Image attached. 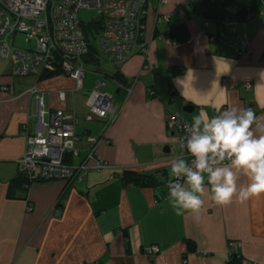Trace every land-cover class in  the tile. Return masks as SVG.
<instances>
[{
	"label": "crops",
	"instance_id": "obj_1",
	"mask_svg": "<svg viewBox=\"0 0 264 264\" xmlns=\"http://www.w3.org/2000/svg\"><path fill=\"white\" fill-rule=\"evenodd\" d=\"M152 5L147 53L118 64L128 83L116 84L115 120L108 127L105 119H81L75 127L81 153L73 163L87 157L89 143L81 136L92 134L106 136L97 150L110 165L83 169L81 179L33 182L27 197L19 191L20 197L9 198L7 192L19 174L25 124L33 130L36 121V94L29 89L37 85L47 109L82 118L92 85L85 77L77 88L66 73L47 79L17 75L12 61L0 55V264H228L234 254L264 264V195L245 203L234 198L222 207L206 191L199 221L190 213L175 215L168 202L169 167L181 149L167 124L174 110L190 123L201 111L213 116L232 106L264 117V0L249 20H209L207 31V20L190 12L187 0ZM158 10L171 13L172 24L183 25L187 37L173 41L172 31L166 33L171 25L154 21ZM222 32H229L227 38L218 36ZM243 37L251 51L238 55L231 43L244 47ZM185 105H191L189 111ZM127 169L154 173L158 180L127 183L122 177ZM152 244L160 251L149 252Z\"/></svg>",
	"mask_w": 264,
	"mask_h": 264
},
{
	"label": "built area",
	"instance_id": "obj_2",
	"mask_svg": "<svg viewBox=\"0 0 264 264\" xmlns=\"http://www.w3.org/2000/svg\"><path fill=\"white\" fill-rule=\"evenodd\" d=\"M149 1L0 0V55L12 61L13 72L17 75L40 74L44 70L57 69L59 62L64 72L75 79L77 88H82L86 74L83 56L88 53V46L80 26L78 11L89 7L98 10L104 19V27L97 38L101 56L114 63H123L137 52L144 55L147 53L148 19L145 22L143 17L145 14L149 17ZM160 1L164 3L167 0ZM169 19L170 13L162 14L158 10L154 14L155 23ZM17 33L25 34L31 44L28 47L11 44L8 36ZM227 36L228 33H221L222 38ZM241 43L244 47L237 46V42L231 44L238 55L249 53V40L243 37ZM243 83L246 87L252 85L248 79H243ZM105 85L106 80L95 81L88 93V109L82 118L66 113L62 108L47 109L37 85L29 89L36 94V121L33 130L25 124V148L17 159L20 174L31 180L70 181L81 179L83 169H102L110 165L97 150L99 142L106 136L92 134L81 136L89 143L87 157L81 162L73 163V159L81 153L77 144L80 136L75 132L76 124L81 119L100 118L105 119L109 127L117 116L113 96L103 89ZM3 88L7 87L3 85ZM60 96L64 99L65 92L61 91ZM167 124L180 145L181 138L187 135L185 125L190 124V121L179 110H174L169 113ZM180 157L191 160L184 149H181ZM88 161H93V164L89 165ZM148 251L156 253L160 251V247L152 244ZM242 264L258 263L243 259Z\"/></svg>",
	"mask_w": 264,
	"mask_h": 264
},
{
	"label": "clouds",
	"instance_id": "obj_3",
	"mask_svg": "<svg viewBox=\"0 0 264 264\" xmlns=\"http://www.w3.org/2000/svg\"><path fill=\"white\" fill-rule=\"evenodd\" d=\"M185 130L180 148L191 160L177 157L169 167L168 202L175 215L190 213L199 221L206 191L222 207L234 198L245 203L264 195V117L236 106L213 116L201 111ZM241 177L246 183H239Z\"/></svg>",
	"mask_w": 264,
	"mask_h": 264
},
{
	"label": "trees",
	"instance_id": "obj_4",
	"mask_svg": "<svg viewBox=\"0 0 264 264\" xmlns=\"http://www.w3.org/2000/svg\"><path fill=\"white\" fill-rule=\"evenodd\" d=\"M259 1L260 0H189L188 3L193 6V10L195 12H199L203 14V17L205 18V20H207V22L204 23L205 30L207 31L209 20H214L220 24L249 20L259 11ZM152 4H153V0L147 2L148 9L149 7L151 9V7L153 6ZM79 11H78V15H79ZM96 12H97L96 15L99 16H95L87 24L83 23L82 20L80 19V26L82 27L84 39L86 41V45L88 46V53L83 56V65L85 64V61L93 62V63H100L101 61L109 62L116 66V71L114 73L105 72L103 74L105 76V79H101V80H106V84L108 79H110L112 82H114L117 85H123L124 83H128L127 78H125V76L120 72V69L118 67L119 66L118 64L120 63H114L112 61L104 59L101 56L100 49L98 52L95 44L91 42V36L98 38L101 30L104 27L103 16H101V14L98 13L97 9ZM171 16L172 15L170 13V19L165 20L169 25H171L170 29L166 31V33L169 34L170 31H172V35L174 36L173 41L175 42L185 39L187 37L186 35H184L187 34L185 28L183 27V25L180 24L179 25H176L175 23L172 24ZM147 19L148 17L145 14V16L143 17V21L147 22ZM155 31H159V29L156 28ZM219 35H221V33H219L218 36ZM57 64H59L57 69L44 70L40 74H37L39 75V79H47L49 77L65 73L62 68V65H60L59 62ZM93 72L101 73L99 72V70H93ZM112 96L114 98V94H112ZM122 177L124 181L127 183H132L141 186L154 184L158 180L154 173L147 174L130 169L125 170L123 172ZM36 181H48V180H31L29 178H26L24 175L20 174L19 172V174L16 177H13L10 180L7 196L9 198L20 197L17 193L19 191H22L25 192L24 197H27L26 193L28 191L30 184ZM242 260L243 258H241L238 254H234L231 256V259L228 264H242Z\"/></svg>",
	"mask_w": 264,
	"mask_h": 264
},
{
	"label": "rangeland",
	"instance_id": "obj_5",
	"mask_svg": "<svg viewBox=\"0 0 264 264\" xmlns=\"http://www.w3.org/2000/svg\"><path fill=\"white\" fill-rule=\"evenodd\" d=\"M192 6V5H191ZM191 6L186 5L187 9L192 12ZM96 9L95 8H81L79 11V17L83 23H89L95 16H96ZM161 25H164L162 23ZM8 41L18 47H28L31 42H28L27 37L25 34L17 33L11 34L8 36ZM13 41V43H12ZM91 42L95 44L97 51L99 52L98 44H97V37L91 36ZM84 68L86 69V81L88 84L94 85L97 79H105L103 75L105 72H113L115 66L109 62L101 61L100 63H93L85 61ZM93 70H99L101 73H95ZM35 77V76H33ZM104 89L111 94H115L116 84L112 82L110 79L107 80V85ZM76 158V157H75Z\"/></svg>",
	"mask_w": 264,
	"mask_h": 264
},
{
	"label": "water",
	"instance_id": "obj_6",
	"mask_svg": "<svg viewBox=\"0 0 264 264\" xmlns=\"http://www.w3.org/2000/svg\"><path fill=\"white\" fill-rule=\"evenodd\" d=\"M74 60H75V58H74ZM191 105H185V106H183V110L184 111H189L190 109H189V107H190Z\"/></svg>",
	"mask_w": 264,
	"mask_h": 264
}]
</instances>
